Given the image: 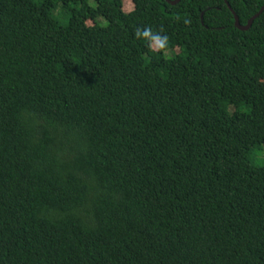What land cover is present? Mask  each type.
I'll list each match as a JSON object with an SVG mask.
<instances>
[{"label":"trees","instance_id":"1","mask_svg":"<svg viewBox=\"0 0 264 264\" xmlns=\"http://www.w3.org/2000/svg\"><path fill=\"white\" fill-rule=\"evenodd\" d=\"M257 151L264 11L0 0V264H264Z\"/></svg>","mask_w":264,"mask_h":264},{"label":"water","instance_id":"2","mask_svg":"<svg viewBox=\"0 0 264 264\" xmlns=\"http://www.w3.org/2000/svg\"><path fill=\"white\" fill-rule=\"evenodd\" d=\"M167 2H169L172 5H175L176 3H178L180 0H166ZM227 7L229 8V10L232 12L233 16H234V24L235 26L239 29V30H248L250 28V26L252 25V22L254 19H256L263 11H264V5L260 8V10L254 14L249 20L248 22L243 25L240 23L238 16L236 15V13L234 12V10L231 8V6L229 5V3L227 2V0H224Z\"/></svg>","mask_w":264,"mask_h":264},{"label":"rangeland","instance_id":"3","mask_svg":"<svg viewBox=\"0 0 264 264\" xmlns=\"http://www.w3.org/2000/svg\"><path fill=\"white\" fill-rule=\"evenodd\" d=\"M124 9L125 10H129L130 9V4L128 5V2L126 1L125 3H124ZM259 151H257V153H258ZM263 153H258V154H256L255 155V159L256 160H261V161H263L264 160V155H262Z\"/></svg>","mask_w":264,"mask_h":264}]
</instances>
